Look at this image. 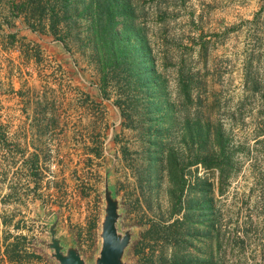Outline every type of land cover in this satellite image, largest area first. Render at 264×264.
I'll return each instance as SVG.
<instances>
[{
    "label": "rangeland",
    "instance_id": "374dc122",
    "mask_svg": "<svg viewBox=\"0 0 264 264\" xmlns=\"http://www.w3.org/2000/svg\"><path fill=\"white\" fill-rule=\"evenodd\" d=\"M13 1L0 0V264H59L49 248L55 222L64 252L75 248L96 264L107 186L119 233L132 235L126 264H264V0H131L153 64L139 50L136 71L107 76L106 98L88 24L78 19L55 36L47 21L36 33L48 49L37 48L24 39L31 29L12 15ZM46 92L59 115L48 129L40 125L53 116L43 112ZM198 122L211 137L220 126L226 134L223 195L219 171L197 164L219 162L213 139L190 137ZM97 146L101 159L85 154ZM197 178L213 184L223 228L221 249L214 243L205 254L198 206L185 217L200 196Z\"/></svg>",
    "mask_w": 264,
    "mask_h": 264
},
{
    "label": "trees",
    "instance_id": "16d2710c",
    "mask_svg": "<svg viewBox=\"0 0 264 264\" xmlns=\"http://www.w3.org/2000/svg\"><path fill=\"white\" fill-rule=\"evenodd\" d=\"M10 11L16 18L24 17L29 28L34 32H45L47 27L45 24L47 21L52 22V24H50V30L55 36L60 34L65 26L67 27L68 24L72 22L76 23L78 19L86 22L90 33L89 41L91 43L93 55L99 73L102 75V91L105 98L108 97L106 93L107 76L111 72L122 74V72L125 73V71L128 73L136 71V69H138V62L137 58L135 59L134 57L138 56L139 50L142 51L141 54L143 59L140 58V61H144L147 57L148 63H150V65L153 64L146 38L134 25V10L131 0H15L12 2ZM30 45L32 46V44ZM33 46L38 48L37 45ZM135 67L136 69H134ZM147 79L153 82L155 95H163L165 89L159 86L158 75L154 70L148 69ZM179 90L181 96L187 98L191 97V89L189 86L180 84ZM49 92H53V94L56 95L55 90ZM80 94L85 98L84 104L87 106L96 105L97 108L101 107L99 104H95L88 94L84 92H80ZM45 97L46 101L41 103V105L44 103L43 112L50 111L53 116L46 119L49 120L48 123L43 121L40 125L48 129L59 125V115L56 114L55 110L56 100L54 99L48 102L47 99L50 96H48L47 92L45 93ZM116 104L120 108L122 107L120 100H118ZM121 109L122 115L125 117V110H123V108ZM87 110L91 111V108H87ZM155 111L156 113H162V109L160 108H156ZM97 112H99V109ZM167 112L168 110H163V115L165 116ZM88 113L91 115L90 112ZM91 116L94 117V115ZM44 117L46 118L47 116L45 115ZM196 125L198 127V132H192L190 137H198L203 142L213 139V146H217L218 148L217 156L219 159V162L214 164H207L206 160H202V162H198L197 164H202L206 169L214 168L219 171V193L223 195L229 170L226 159L228 142L226 134L223 127L220 126L215 136L211 137L212 134L207 126H201L200 122ZM45 128L37 130L35 136L38 138L45 136ZM84 151L88 156H93L98 159L103 157L100 146L91 149L87 148ZM213 155L214 153L212 156ZM29 163L31 174L34 175L35 173V175H37L38 171H42V163L39 154H34L33 159H31ZM196 188L199 189V199L188 202L189 212L185 214V217L188 218L193 216L190 211L193 212L195 207L198 206L201 212L198 220L200 228H198V240L200 242L199 250L205 254L208 249L212 248L214 243L218 245V250L221 249L222 241L224 240L221 234L223 228L219 222L221 211L218 210L215 205V200L212 196L213 184L211 182L202 178H197ZM13 258L14 256L8 254V259L10 261H14Z\"/></svg>",
    "mask_w": 264,
    "mask_h": 264
},
{
    "label": "water",
    "instance_id": "95a60500",
    "mask_svg": "<svg viewBox=\"0 0 264 264\" xmlns=\"http://www.w3.org/2000/svg\"><path fill=\"white\" fill-rule=\"evenodd\" d=\"M106 215L102 224V248L96 264H126L123 261L124 254L130 245L132 235L130 232L120 234L117 228L119 220L118 202L112 197L108 186L106 187ZM57 225L55 222L50 228L52 236L49 248L53 251L52 256L59 264H85L80 253L75 248H70L65 253L61 241L56 238Z\"/></svg>",
    "mask_w": 264,
    "mask_h": 264
},
{
    "label": "crops",
    "instance_id": "0c3cea01",
    "mask_svg": "<svg viewBox=\"0 0 264 264\" xmlns=\"http://www.w3.org/2000/svg\"><path fill=\"white\" fill-rule=\"evenodd\" d=\"M23 35H24V39L26 41H28L30 44L32 45H37L38 48L39 47H42L44 46L45 49H48L46 46H45V42H44V39H47L46 35H42V34H38L36 32H33L32 30H25L23 32ZM48 41V40H47ZM42 45V46H41ZM43 49V48H42ZM23 54H26L25 52H23ZM88 93V92H87Z\"/></svg>",
    "mask_w": 264,
    "mask_h": 264
}]
</instances>
